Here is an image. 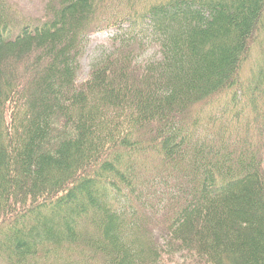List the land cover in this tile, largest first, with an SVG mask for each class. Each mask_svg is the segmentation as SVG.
<instances>
[{
	"label": "trees",
	"instance_id": "1",
	"mask_svg": "<svg viewBox=\"0 0 264 264\" xmlns=\"http://www.w3.org/2000/svg\"><path fill=\"white\" fill-rule=\"evenodd\" d=\"M43 2L0 0V259L264 264V0Z\"/></svg>",
	"mask_w": 264,
	"mask_h": 264
},
{
	"label": "rangeland",
	"instance_id": "2",
	"mask_svg": "<svg viewBox=\"0 0 264 264\" xmlns=\"http://www.w3.org/2000/svg\"><path fill=\"white\" fill-rule=\"evenodd\" d=\"M10 8V14L14 20L21 23L27 24H39L40 21L43 20L44 12V2L43 0H7ZM38 22V23H37ZM113 35V30L105 29L102 31H98L89 36L87 42L84 47V54L80 60L81 64V72L79 75V79L83 80L88 76L90 65L93 64L96 59L100 58L105 52L110 49V39ZM154 54L153 50L147 51L142 58L149 59L152 58ZM256 64H264V56H259L257 54L252 53L250 60L245 65L243 71L248 72L250 66H254ZM224 98L227 96L219 97L215 102L212 108H217L219 104L224 102ZM0 264H5L0 259ZM161 264H194L193 261L190 260V257L187 254H176L171 257H165ZM200 264V263H199Z\"/></svg>",
	"mask_w": 264,
	"mask_h": 264
}]
</instances>
